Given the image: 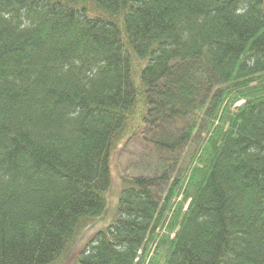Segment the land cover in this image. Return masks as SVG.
<instances>
[{
  "label": "trees",
  "instance_id": "16d2710c",
  "mask_svg": "<svg viewBox=\"0 0 264 264\" xmlns=\"http://www.w3.org/2000/svg\"><path fill=\"white\" fill-rule=\"evenodd\" d=\"M119 141L76 264H264V0H0V264L65 256Z\"/></svg>",
  "mask_w": 264,
  "mask_h": 264
},
{
  "label": "rangeland",
  "instance_id": "374dc122",
  "mask_svg": "<svg viewBox=\"0 0 264 264\" xmlns=\"http://www.w3.org/2000/svg\"><path fill=\"white\" fill-rule=\"evenodd\" d=\"M124 142L119 141L114 146L110 156V173L111 183L106 193L107 207L103 215L99 217L90 218L85 221L80 230L78 239L74 244L70 245L67 249L65 256L53 261L50 264H76L79 252L85 242L95 232L104 229L110 223L113 222L117 216L118 200L121 190V170L126 157L130 156V153L123 147ZM138 148L137 144H132L131 151Z\"/></svg>",
  "mask_w": 264,
  "mask_h": 264
}]
</instances>
